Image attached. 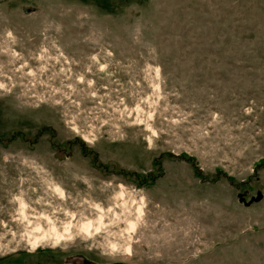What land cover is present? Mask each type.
Segmentation results:
<instances>
[{
  "label": "rangeland",
  "instance_id": "rangeland-1",
  "mask_svg": "<svg viewBox=\"0 0 264 264\" xmlns=\"http://www.w3.org/2000/svg\"><path fill=\"white\" fill-rule=\"evenodd\" d=\"M0 264H264V0H0Z\"/></svg>",
  "mask_w": 264,
  "mask_h": 264
},
{
  "label": "water",
  "instance_id": "water-1",
  "mask_svg": "<svg viewBox=\"0 0 264 264\" xmlns=\"http://www.w3.org/2000/svg\"><path fill=\"white\" fill-rule=\"evenodd\" d=\"M240 199V203H243L245 204L246 206H250L252 205L253 203H258L262 200V194H258V196L256 198H252L249 202H247L246 198L243 197L242 195H240L239 197Z\"/></svg>",
  "mask_w": 264,
  "mask_h": 264
}]
</instances>
